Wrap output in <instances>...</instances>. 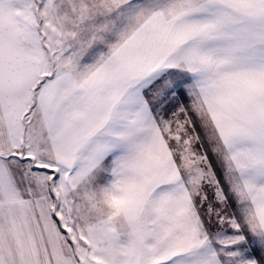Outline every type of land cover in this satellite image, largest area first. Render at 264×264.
I'll use <instances>...</instances> for the list:
<instances>
[{
    "label": "snow or ice",
    "instance_id": "6c2138e0",
    "mask_svg": "<svg viewBox=\"0 0 264 264\" xmlns=\"http://www.w3.org/2000/svg\"><path fill=\"white\" fill-rule=\"evenodd\" d=\"M0 264H264V0H0Z\"/></svg>",
    "mask_w": 264,
    "mask_h": 264
}]
</instances>
